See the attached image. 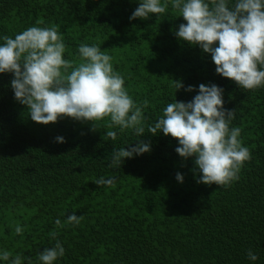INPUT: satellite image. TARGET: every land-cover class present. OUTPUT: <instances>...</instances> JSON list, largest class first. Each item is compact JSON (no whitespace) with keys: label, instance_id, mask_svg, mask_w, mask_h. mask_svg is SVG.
<instances>
[{"label":"trees","instance_id":"1","mask_svg":"<svg viewBox=\"0 0 264 264\" xmlns=\"http://www.w3.org/2000/svg\"><path fill=\"white\" fill-rule=\"evenodd\" d=\"M138 6V0H0V35L38 22L55 26L65 58L75 63L81 42L99 44L130 95L148 101V122L175 99V79L197 90L216 83L225 90V107L236 109L233 126L241 127L251 159L228 186L199 183L194 157L175 151L177 138L146 130L152 150L110 167L112 152L138 139L131 130L113 128L112 140L107 118L96 130L71 117L35 122L14 98L13 75L0 73V247L38 264L55 230L66 249L56 264H264V87L240 88L217 74L210 54L176 37L174 29L186 21L171 8L158 18L130 20ZM195 94L181 89L176 98ZM101 176H115V185H97ZM73 212L84 217L79 225L56 226L57 217L63 222ZM248 248L257 251L255 262Z\"/></svg>","mask_w":264,"mask_h":264},{"label":"clouds","instance_id":"2","mask_svg":"<svg viewBox=\"0 0 264 264\" xmlns=\"http://www.w3.org/2000/svg\"><path fill=\"white\" fill-rule=\"evenodd\" d=\"M130 20L148 19L171 10L186 23H180L174 34L179 39L211 55L216 73L231 78L240 88L264 87V0H138ZM66 43L55 26L39 22L12 35H0V73H11L14 98L27 106L31 120L49 124L63 117L91 121L100 128L107 118L105 135L115 140L126 130L138 137L135 143L112 152L110 167L118 168L125 158L152 150L148 134L177 138L175 151L185 160L194 157L199 183L228 186L239 179L245 161L251 159L249 148L241 138L242 129L233 126L236 109L225 107V90L216 83L185 86L175 79V99L162 108V114L148 122L144 109L148 101L138 102L130 95L125 77L113 66V57L96 43L81 42L79 62L65 58ZM184 89L196 92L189 101L176 98ZM147 130V135L145 134ZM64 143V136H57ZM116 177H99L97 185L114 186ZM178 182L185 176L176 173ZM83 215L73 212L58 228L79 225ZM15 233L23 235L24 226L17 223ZM49 236L51 247L38 252V264H56L66 249L58 232ZM247 258L255 262L257 251L247 249ZM33 264L30 257L0 247V264Z\"/></svg>","mask_w":264,"mask_h":264}]
</instances>
